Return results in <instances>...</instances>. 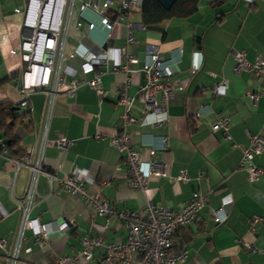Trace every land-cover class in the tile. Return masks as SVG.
<instances>
[{
    "label": "crops",
    "instance_id": "crops-1",
    "mask_svg": "<svg viewBox=\"0 0 264 264\" xmlns=\"http://www.w3.org/2000/svg\"><path fill=\"white\" fill-rule=\"evenodd\" d=\"M88 1L75 0L63 48L64 63L75 68L79 78L75 94H58L46 121L47 95L31 91L32 108L14 130L19 139L16 152H0V238L7 241V249L13 245L21 218L18 200L26 194L31 177L30 169L17 168L15 160L28 149H36L44 134L45 167L57 176L51 181L44 174L39 176L30 212L31 219L48 225L50 240L37 242L35 229L27 228L15 264H47L60 255L73 254L82 247L83 237L101 235L106 242L127 237L121 217H110L104 227L105 217L95 215L79 195L61 187L58 178L78 169H84L92 180L108 181L102 193L118 210L141 211L150 201L179 208L194 192L208 193V204L199 217L173 236L177 248L188 250L186 261L180 264H264V177L254 180L249 169L240 166L250 136L264 130V75L259 78L247 71H232L233 51H244L250 61L264 57V0H201L198 10L187 18H167L149 25L137 5L128 18L116 23L109 44L101 27H87L89 21L99 25L101 20L94 9H80ZM26 3L0 0V80L18 71L2 87L0 101L19 103L24 99L17 84L26 64L21 53L13 50L25 34ZM130 30L134 41L128 53L137 60L127 63L126 74L133 78L128 93L136 94L145 82L142 68L150 44L162 50L181 85L169 99L166 122L130 123L127 127L130 143L142 159L150 160V150L155 149L152 159L165 165L169 175H153L146 190L128 184L123 152L111 140L124 111L115 92L124 75L112 72L111 67L120 59L119 49L126 44ZM102 53L114 60L107 66L94 63L92 71L83 72V64ZM96 73H100L105 97L91 84ZM218 83L225 84L224 94L213 91ZM144 107L135 100V116L140 118ZM23 109L20 105L18 113ZM218 114L228 117L230 138L222 130H212ZM165 137L168 148L162 149ZM64 140L71 142L66 147L56 144ZM253 161L264 168V150ZM181 174L187 178H179ZM87 186L93 190L91 182ZM226 203L227 221H214L211 210ZM254 215L260 219L250 226ZM243 239L251 241L256 250L245 246ZM103 252V247H95V258L83 264H106L100 258ZM7 262V252L0 248V264Z\"/></svg>",
    "mask_w": 264,
    "mask_h": 264
},
{
    "label": "built area",
    "instance_id": "built-area-1",
    "mask_svg": "<svg viewBox=\"0 0 264 264\" xmlns=\"http://www.w3.org/2000/svg\"><path fill=\"white\" fill-rule=\"evenodd\" d=\"M75 0H27L24 9L23 26L24 37L14 52H20L26 67L22 72L21 83L17 86L20 94L24 97L21 106L30 110L31 104L29 93L31 91H43L47 95L45 120L51 116L55 97L61 92L74 95L79 83L77 71L63 60V48L68 27L70 25L72 10ZM138 5V0H90L80 6L81 10L92 8L100 14V24L88 22L89 30L101 27L107 36V43L112 39V31L117 22L129 17L131 11ZM134 41L132 31H129L126 44L119 49L120 59L114 60L106 53L93 57L83 64V72L94 69V63L107 66L114 60L111 71L123 73L124 78L118 81L115 92L118 104L124 107L121 122L116 133L112 137V144L123 152V160L128 169V184L139 190H146L149 180L153 175L168 176L166 166L157 163L152 158L156 150L151 149V159L145 161L140 151L131 143V132L128 130L130 123H164L168 119V102L180 83L174 78V71L166 64L162 50L155 44L148 47V58L142 68L145 82L139 85L136 94L128 93L133 78L126 74L127 63L135 62L137 59L128 53L130 43ZM234 64L232 71L241 73L247 71L254 76L262 78L264 75V57L258 56L250 61L244 51H233ZM73 55V54H72ZM71 80L68 82L67 77ZM264 82V79H263ZM96 91L106 96V91L101 85L100 73H96L91 80ZM216 94H224L226 91L224 83L214 85ZM257 98V95H253ZM140 100L144 103L143 115L135 116L134 101ZM199 115V112L197 113ZM150 117H153L150 119ZM229 119L227 116L218 114L212 125L214 132L222 130L227 138L229 135ZM45 134L41 136L40 144L36 149H28L21 157L15 160L17 168L26 166L31 171V177L26 194L18 200V208L21 218L15 233L11 248L4 238H0V248L7 252V264H15L19 247L26 240L25 230L35 229V240L37 242H48L50 230L46 223H39L30 218V212L35 202L37 181L41 174L49 177V180L57 178L56 174L46 169L43 151L45 145ZM71 141L64 140L56 142L60 147H66ZM168 138L165 137L162 149L168 148ZM264 150V130L261 133L250 136V144L243 148L240 166L249 169L252 179L264 177V168L254 164V156L257 152ZM6 153L7 150H4ZM203 175V173L201 174ZM171 179L175 177L170 176ZM179 178L186 179L185 174ZM61 187L68 193L79 195L84 203L89 206L93 213L108 219L114 215L121 217L127 229V237L124 240H113L106 242L101 235L82 238V247L73 254H63L54 261L47 264H83L95 258V247H103L104 252L101 259L106 264H180L186 261L188 250L185 247L174 248L173 236L183 227L193 223L200 215L203 208L208 204V193L196 191L192 197L183 202L179 208L164 207L153 202H148L141 211L130 209L118 210L102 193V186L108 184L107 180L95 181L89 178L84 169H78L58 178ZM91 182L93 190L89 191L87 183ZM226 204L211 210V217L218 223H225L228 212ZM260 217L254 215L250 220V226L258 221ZM71 223H74L71 220ZM95 225L94 223H92ZM67 225L61 231L66 230ZM103 227V228H104ZM100 228V227H99ZM251 232L253 229L251 227ZM245 246L255 251L254 244L243 239Z\"/></svg>",
    "mask_w": 264,
    "mask_h": 264
},
{
    "label": "trees",
    "instance_id": "trees-1",
    "mask_svg": "<svg viewBox=\"0 0 264 264\" xmlns=\"http://www.w3.org/2000/svg\"><path fill=\"white\" fill-rule=\"evenodd\" d=\"M222 1L218 0L216 3ZM200 2L201 0H177L170 9H165L157 0H144L141 5L142 18L146 25L159 23L167 18H187L198 10ZM17 75L18 71H15L10 76L17 77ZM10 76L0 80V91L9 82ZM20 105L21 102L0 101V152L4 150L16 152L19 139L15 135V127L18 123H23L22 118L30 112L23 109L18 113L17 109ZM174 248H177L175 244Z\"/></svg>",
    "mask_w": 264,
    "mask_h": 264
},
{
    "label": "water",
    "instance_id": "water-1",
    "mask_svg": "<svg viewBox=\"0 0 264 264\" xmlns=\"http://www.w3.org/2000/svg\"><path fill=\"white\" fill-rule=\"evenodd\" d=\"M144 0H138V6H141ZM165 9H170L177 0H157ZM17 108V107H16Z\"/></svg>",
    "mask_w": 264,
    "mask_h": 264
},
{
    "label": "rangeland",
    "instance_id": "rangeland-1",
    "mask_svg": "<svg viewBox=\"0 0 264 264\" xmlns=\"http://www.w3.org/2000/svg\"><path fill=\"white\" fill-rule=\"evenodd\" d=\"M13 87V86H12ZM19 110H17V112H18Z\"/></svg>",
    "mask_w": 264,
    "mask_h": 264
}]
</instances>
